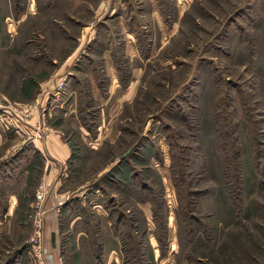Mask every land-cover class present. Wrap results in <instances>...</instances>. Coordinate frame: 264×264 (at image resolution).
I'll return each mask as SVG.
<instances>
[{
    "label": "rangeland",
    "instance_id": "obj_1",
    "mask_svg": "<svg viewBox=\"0 0 264 264\" xmlns=\"http://www.w3.org/2000/svg\"><path fill=\"white\" fill-rule=\"evenodd\" d=\"M12 2L0 264H264V0Z\"/></svg>",
    "mask_w": 264,
    "mask_h": 264
},
{
    "label": "crops",
    "instance_id": "obj_2",
    "mask_svg": "<svg viewBox=\"0 0 264 264\" xmlns=\"http://www.w3.org/2000/svg\"><path fill=\"white\" fill-rule=\"evenodd\" d=\"M4 7H6L7 13L6 18H11V15L13 14V0H1ZM47 0H35V7H38L40 4L44 7L48 6ZM91 0H51V3H49L50 8L55 7L58 10L61 9H69L71 11V14L73 15V10H80V9H92L94 10V2H90ZM28 7L32 6V0H28ZM66 40V39H65ZM70 55V54H69ZM67 55V57H69ZM47 149L48 152L62 160H66L69 156L70 147L67 145V143L61 138L59 134L52 133V135L48 138L47 141ZM11 209V208H10Z\"/></svg>",
    "mask_w": 264,
    "mask_h": 264
},
{
    "label": "built area",
    "instance_id": "obj_3",
    "mask_svg": "<svg viewBox=\"0 0 264 264\" xmlns=\"http://www.w3.org/2000/svg\"><path fill=\"white\" fill-rule=\"evenodd\" d=\"M40 102V101H39ZM16 110V108H15ZM21 111H24V110H21ZM10 116V115H9ZM38 138H42L43 137V130L42 129H39L37 131V133L35 134Z\"/></svg>",
    "mask_w": 264,
    "mask_h": 264
},
{
    "label": "bare ground",
    "instance_id": "obj_4",
    "mask_svg": "<svg viewBox=\"0 0 264 264\" xmlns=\"http://www.w3.org/2000/svg\"><path fill=\"white\" fill-rule=\"evenodd\" d=\"M128 37H129V36H128ZM173 249H175V247H174Z\"/></svg>",
    "mask_w": 264,
    "mask_h": 264
}]
</instances>
